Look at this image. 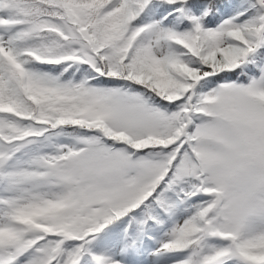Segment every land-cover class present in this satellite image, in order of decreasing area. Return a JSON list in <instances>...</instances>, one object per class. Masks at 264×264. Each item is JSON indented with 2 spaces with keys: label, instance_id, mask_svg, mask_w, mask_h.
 <instances>
[{
  "label": "snow or ice",
  "instance_id": "6c2138e0",
  "mask_svg": "<svg viewBox=\"0 0 264 264\" xmlns=\"http://www.w3.org/2000/svg\"><path fill=\"white\" fill-rule=\"evenodd\" d=\"M0 264H264V0H0Z\"/></svg>",
  "mask_w": 264,
  "mask_h": 264
}]
</instances>
